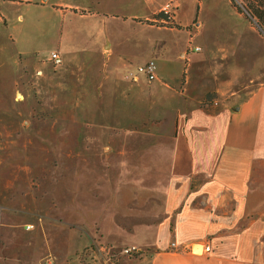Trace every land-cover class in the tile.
I'll list each match as a JSON object with an SVG mask.
<instances>
[{
    "label": "crops",
    "instance_id": "1",
    "mask_svg": "<svg viewBox=\"0 0 264 264\" xmlns=\"http://www.w3.org/2000/svg\"><path fill=\"white\" fill-rule=\"evenodd\" d=\"M95 1L0 0V264H107L96 242L136 247L114 264H264V82L201 106L158 49V78L130 82L147 0L114 37L121 10L101 18Z\"/></svg>",
    "mask_w": 264,
    "mask_h": 264
},
{
    "label": "rangeland",
    "instance_id": "2",
    "mask_svg": "<svg viewBox=\"0 0 264 264\" xmlns=\"http://www.w3.org/2000/svg\"><path fill=\"white\" fill-rule=\"evenodd\" d=\"M130 1L132 0L91 2L101 12L99 17H101L100 14L106 15L105 12L116 13L121 10V14H113V17L107 18V32L113 37L116 34L125 36L126 32L129 34L131 31L119 21L132 14L133 1L131 4ZM145 9L147 13L149 12L148 16L140 18L139 21L145 28L147 39L145 53L149 55L147 59L154 60L157 64L155 57L158 53L153 55V51L158 49L165 52L164 56L159 54L157 56L161 65L170 61L172 66L181 68L182 76L179 79L181 94L195 96L201 100V106L207 107L211 104L218 105L221 99L222 101H242L264 82V33L256 21H249L244 13L238 11L232 0H147ZM195 22L202 24L200 31L197 28L193 29ZM119 24L122 30L119 29ZM64 29L68 31V24ZM82 29L83 26L81 29L78 26L75 27L73 35L76 39H81L85 35L87 29ZM160 39L168 40L169 47L162 48ZM190 45H199L202 49L199 52H191L188 49ZM41 46L45 47L44 44ZM56 51L59 52L57 49ZM181 51L185 60L183 63L178 57ZM48 61L52 67H58L52 61ZM27 62L36 63V60L23 61V77L27 71L25 70ZM133 63L136 65L137 62ZM36 74L40 75V72ZM144 80L149 85L155 79L148 80L145 77ZM37 94L39 93L35 91L31 98L33 108L28 109H32L34 115H41L44 111L39 107ZM18 97L20 98V94ZM137 110L138 107L132 112L135 113ZM94 244H96L92 246L94 248L104 247L98 251V259L107 264H114L125 249L110 251L109 248L112 246H104L102 243L100 245L98 242ZM80 253L85 256V250ZM129 256H132V253Z\"/></svg>",
    "mask_w": 264,
    "mask_h": 264
},
{
    "label": "built area",
    "instance_id": "3",
    "mask_svg": "<svg viewBox=\"0 0 264 264\" xmlns=\"http://www.w3.org/2000/svg\"><path fill=\"white\" fill-rule=\"evenodd\" d=\"M189 51L191 52H199L202 48L199 45H190L188 47ZM50 61H52L55 65H60L63 61V58L61 56V54L56 51L53 50L50 53ZM143 75L146 78H148V80H154L157 78V64L154 60H149L144 64H139L136 66V68L134 70L129 71L126 74V78L131 80V81H137L140 76ZM33 225H28L27 228H32ZM171 249L173 250H178V246L176 243H172L170 246ZM210 247H206V251H209ZM125 251L129 254H131L132 252L137 251L136 247H129L127 249H125ZM38 264H54V259L53 257L49 256L47 257L43 262L38 263Z\"/></svg>",
    "mask_w": 264,
    "mask_h": 264
},
{
    "label": "trees",
    "instance_id": "4",
    "mask_svg": "<svg viewBox=\"0 0 264 264\" xmlns=\"http://www.w3.org/2000/svg\"><path fill=\"white\" fill-rule=\"evenodd\" d=\"M232 0L234 6L240 13H244L249 21H256L264 33V0Z\"/></svg>",
    "mask_w": 264,
    "mask_h": 264
}]
</instances>
